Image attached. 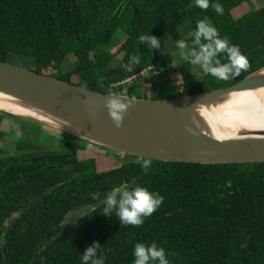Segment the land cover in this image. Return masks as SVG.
<instances>
[{"label":"trees","instance_id":"16d2710c","mask_svg":"<svg viewBox=\"0 0 264 264\" xmlns=\"http://www.w3.org/2000/svg\"><path fill=\"white\" fill-rule=\"evenodd\" d=\"M244 1L212 0L223 5L220 15L194 0H0V60L21 57L29 68L100 92L165 99L208 91L264 65V5L234 17L232 9ZM205 17L248 57L246 72L229 80L207 74L193 79L195 66L182 60L173 67L162 49L138 40L154 35L163 47L175 28L189 22L194 33ZM68 57L76 64L63 72ZM99 64L106 65L97 71ZM151 64L158 73L143 77L148 93L137 78L120 83ZM8 119L39 127L38 138L15 136L14 147L3 146ZM46 133L37 122L0 109V264H82L94 242L97 258L103 248L104 264H134L135 244L153 242L166 250L170 264H264V160L200 163L122 153L116 166L99 170L93 157L78 155L87 140ZM144 159L152 161L147 170ZM121 186L147 188L164 202L140 227L121 225L115 212L102 215L106 201L72 220Z\"/></svg>","mask_w":264,"mask_h":264},{"label":"water","instance_id":"95a60500","mask_svg":"<svg viewBox=\"0 0 264 264\" xmlns=\"http://www.w3.org/2000/svg\"><path fill=\"white\" fill-rule=\"evenodd\" d=\"M262 87L264 65L228 86L152 99L113 91L100 92L27 66L0 60V94L46 118L44 122L32 119L91 144L165 161H263L264 128H240L236 135L228 137L222 132L227 127L208 114V111L228 101L235 92ZM112 95L126 97L122 98L125 102L132 97L136 99L121 128L115 126L105 107V101ZM196 104H200L197 111ZM189 128L191 132L187 130ZM48 191H43L24 206L34 204ZM104 202L80 209L72 214V220Z\"/></svg>","mask_w":264,"mask_h":264},{"label":"clouds","instance_id":"9594fccd","mask_svg":"<svg viewBox=\"0 0 264 264\" xmlns=\"http://www.w3.org/2000/svg\"><path fill=\"white\" fill-rule=\"evenodd\" d=\"M194 4L205 11L211 7L217 14L223 15L224 13L223 5L218 2L213 3L212 0H194ZM192 36L191 45L181 38L176 41V47L183 60L193 66H198L204 74L219 80H229L240 76L250 68L248 57L241 52L238 46L231 44L227 37L221 38L218 29L207 17L196 22ZM138 40L152 50L162 48L160 38L154 35L142 34ZM221 56L225 57L227 62H222ZM132 60L136 64L140 63L138 56L134 55ZM172 66H178L175 58ZM122 98L126 97L112 95L105 101L108 114L117 128L123 127L125 115L136 101L135 97L128 99L127 102ZM199 105H195L196 111ZM187 130L192 131L191 128ZM151 164V159H144L142 168L147 170ZM103 200L106 204L102 215L111 217L115 212L121 225L140 227L144 224L145 218L152 216L162 206L164 197L144 187L121 186L108 191ZM98 248L100 245L95 242L88 247L82 254V264H104L103 248L97 258ZM133 255L134 264H170L166 250L155 242L150 245L136 243Z\"/></svg>","mask_w":264,"mask_h":264},{"label":"rangeland","instance_id":"374dc122","mask_svg":"<svg viewBox=\"0 0 264 264\" xmlns=\"http://www.w3.org/2000/svg\"><path fill=\"white\" fill-rule=\"evenodd\" d=\"M264 5V0H247L239 5L235 6L232 9V15L234 17L241 16L244 12H247L251 8H257ZM189 22H184L182 25L179 27L175 28L172 35L169 36V38L166 40V42L163 44V47L161 48V55L163 59L168 63V64H173L174 58L176 62L182 61L183 59L180 57L179 50L176 47V41L179 39H184L189 45H191V42L188 40L190 36H192V31L190 30L188 25ZM118 36L121 34L120 31H117L116 33ZM69 56V55H68ZM120 56L118 55V58ZM14 56H12L10 59V62H16L19 64H24L25 66H29L27 61H24L23 58L17 57L16 59H13ZM62 64V71L65 72L67 70H70L75 64H76V59L74 57H68ZM106 64H99L96 66L97 71H99L101 68H103ZM193 79H199L202 77L204 74L201 69H199L198 66H195L193 70L190 72ZM147 75V72L144 74V76ZM150 75V74H149ZM143 76H140L137 78L139 81V84L142 89L147 90L146 93H148V83L144 82ZM74 81H79V78L77 76L73 77ZM126 88V87H123ZM112 90L117 91L116 88H113ZM178 90L182 91V86L178 87ZM114 92V91H113ZM12 113V112H11ZM24 117L27 121H34L37 124H40L41 129L53 134V135H59L60 131H58L55 128H51L50 126H44L39 121H36L35 119H32L30 117H25L24 115H21ZM10 124L13 126V131L12 133L8 131V128L10 127ZM4 130H6L7 134L4 136L3 140L1 141V144L6 147H14L16 143V137L19 136L22 138L26 139H37L38 138V131L39 127H33L32 125H26V124H21L16 122H12L11 120H5L4 124ZM46 133V135L48 134ZM80 158H85V157H93L95 159V162L97 164V168L100 169H107L113 166H116L118 163H120L123 159L122 153H119L117 151H114L112 149H104L96 144H91L87 143L85 149L83 151H79L78 153Z\"/></svg>","mask_w":264,"mask_h":264},{"label":"bare ground","instance_id":"6f19581e","mask_svg":"<svg viewBox=\"0 0 264 264\" xmlns=\"http://www.w3.org/2000/svg\"><path fill=\"white\" fill-rule=\"evenodd\" d=\"M0 109L31 116L41 121L46 119L19 105L13 98L2 94H0ZM208 114L211 118L220 121L219 124L227 127V130L222 129V132L228 137L236 135L235 132L240 128H264V87L235 92L228 101L208 111Z\"/></svg>","mask_w":264,"mask_h":264},{"label":"built area","instance_id":"2783aa9c","mask_svg":"<svg viewBox=\"0 0 264 264\" xmlns=\"http://www.w3.org/2000/svg\"><path fill=\"white\" fill-rule=\"evenodd\" d=\"M147 72V75L144 76V74ZM158 73V71L156 70V67L151 64V65H148L147 67L139 70L138 72H136L135 74H133L132 76L126 78L125 80H122L120 83L123 84L124 82H130V80L133 78V79H136L140 76H143V77H149L151 74H156ZM150 74V75H149ZM142 77V78H143Z\"/></svg>","mask_w":264,"mask_h":264}]
</instances>
